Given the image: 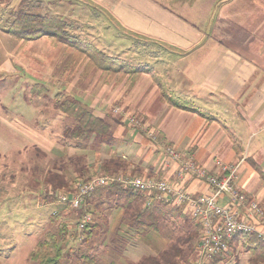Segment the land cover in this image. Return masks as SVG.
I'll use <instances>...</instances> for the list:
<instances>
[{"label":"crops","instance_id":"0c3cea01","mask_svg":"<svg viewBox=\"0 0 264 264\" xmlns=\"http://www.w3.org/2000/svg\"><path fill=\"white\" fill-rule=\"evenodd\" d=\"M21 13L94 27L104 45L103 38L112 32L123 40L135 41L133 46L128 45V51L139 53V44L149 49V54H142V61L136 64H145L150 67L148 71L128 76L120 71H97L95 91L90 96L102 104L107 99L105 88L113 89L111 101L121 102V109L140 118L142 125L133 128L123 114L115 116L118 123L104 117L103 109L88 108L110 123L113 140L108 145L91 135L78 140L83 146L70 148L69 158L77 157L82 163V178L101 175L107 170L106 162L120 159L123 168L118 172L167 180L200 197L211 195L212 187L204 179L183 174L181 163L164 155L163 145L174 146L183 154V161L192 155L196 164L211 175L221 173L217 161H242L237 184L247 198L232 206L241 219L264 230V215L252 218L249 206L254 200L264 210V0H0V75L19 74V81L30 82L33 87L41 83V72L53 74L60 68L59 73L69 79L75 69L66 68L64 63L66 59L70 61L73 53L51 36L30 41L14 37L9 30ZM63 64L66 66L62 70ZM108 74L111 83L104 86L103 78ZM71 82L67 84L70 86ZM44 84L47 85L44 82L43 87ZM44 90L41 88L39 94ZM63 96L89 102L86 94ZM168 97L188 104L191 109L175 106L167 101ZM17 102L20 106L15 110L0 106V111L11 110L0 115V131L6 137L32 138L35 142L40 135L39 107L26 96ZM55 102L56 99L51 106L57 111ZM72 123L67 118L61 126L62 133ZM152 133L158 136L157 141L151 139ZM62 154L60 151L58 156ZM109 168L117 171L119 167L113 162ZM75 174L69 170L64 174L65 180ZM119 192L111 186L98 190L81 209L93 216L95 232L117 233L123 232V226L129 227L123 225L122 205L114 202ZM139 195L147 203L145 196ZM230 200L225 196L219 201L228 205ZM55 204L64 207L59 200ZM173 206L167 209L176 220L194 221L187 205ZM111 242L107 245L111 246ZM85 245V251L97 248H92L90 242ZM244 247L242 242L232 243L229 253L218 263L215 259L206 261L195 247L190 262L237 264L236 252ZM73 261L74 258H68L66 263ZM29 263L37 264L34 260L22 262ZM0 264L9 261L0 256Z\"/></svg>","mask_w":264,"mask_h":264},{"label":"rangeland","instance_id":"374dc122","mask_svg":"<svg viewBox=\"0 0 264 264\" xmlns=\"http://www.w3.org/2000/svg\"><path fill=\"white\" fill-rule=\"evenodd\" d=\"M61 21L65 24L66 32L70 39L82 49L85 50L87 48V56L80 51L77 53L73 52L70 61H67L68 59L65 60L64 64L68 66L64 64L62 66V70L66 66V68H71L72 70L77 69L78 72L72 71L69 79L62 72L59 73L60 68L58 72L53 73L54 75L41 72L39 76L41 83L35 84L33 87H31L30 82L19 81V74L4 73L0 75V106L3 109L4 106H10L15 110L20 106L17 101L24 99L25 96L31 99L39 107V121L35 120V122L38 121V132L40 134L33 142L32 138H27L26 140V138L16 136L6 137L0 131V256L7 258L9 264H22L26 260H34L37 263V260L33 259L32 256L37 244L44 241L47 242L48 234H58L56 236L61 240L58 242L59 248L62 249L60 264H67L66 260L68 258H74L72 264H83L82 260L85 261L86 258L91 257L97 259L95 264L98 261H102L101 264H108L109 262L127 264L138 261L151 247L153 241H158L155 238L156 235L161 239H165L161 229L158 232L150 233L149 236L136 237L134 231L129 227L123 226V232L118 234L107 233L106 237L98 242L97 248H94L95 251L89 252V250L85 251L84 247L87 242H85L84 235L81 236L78 230L80 217L84 213H88L81 210L86 204H83L79 209H73L66 204L60 208V206L57 207V204H55L61 195L71 191L64 188H59L57 191L52 189L53 182L50 181L55 178L51 174H62L69 170L75 172L73 162L79 158H69L68 152H70V148L83 146V143L64 138L61 126L67 120V117H64L58 110L55 111L51 105L55 99H58L57 94L60 95V98H63L64 94L74 97L75 95L78 97L86 94L89 102L83 101L82 104L85 107L91 109V107L97 106L98 109H103L104 117L115 120L118 123L119 120L116 115L123 114L129 126L138 128L133 121L137 119L142 123V120L136 115H129L125 108V110L121 109L123 107L121 102L117 100L111 101L113 89L105 88L104 95L107 99L103 100L102 104H98L93 98L94 96L91 97L90 95L95 91L96 77L99 75L97 71H105L109 66H111L113 71L123 72V75L127 76L128 73L148 71L150 67L145 66V64H136L138 61H142L140 60L142 54H149V49H145L143 45L139 44L136 48L139 53L134 50L128 51L126 49L129 47L128 45L133 46L135 41L123 40L112 32H108L103 38L104 42H106L104 45L98 40L94 27L88 25L79 27L68 24L64 20ZM68 28L70 31H68ZM10 30L9 32H11ZM110 46L114 47V49H111ZM122 49H125V51L122 52ZM94 52H97V58L89 57ZM99 58H103L106 62L102 67L97 65ZM108 76L110 77L108 74L106 78H103L104 86L111 83ZM70 80L72 82L69 86L67 83ZM100 80L102 81V79ZM66 81L68 82L66 83ZM44 82L47 83V85L44 84L46 85L44 86L45 88L42 86ZM120 82H123V80ZM41 88L45 90L40 95ZM118 109L120 112H117ZM10 112L11 110H8V112L2 110L0 115ZM154 136H156V139L153 136L150 137L153 141H157L158 136L156 134ZM47 148L49 149L47 150ZM51 150L54 151L52 152ZM60 151L63 154L58 156ZM82 161L84 160L82 159ZM119 174H123V172ZM76 176L75 174L74 177ZM78 176L76 177L77 179H84ZM136 176L138 177L139 175ZM140 177L154 178L142 175ZM71 180L72 178L70 177L64 181L70 182ZM124 202L125 200L122 199L120 204L123 205ZM148 203H151L150 200H147L143 207H149ZM124 216L123 213L121 217L124 218ZM127 218H125L123 225L128 224L129 219ZM170 226H168V230L164 231V235H170ZM109 241L117 244L115 245L116 247L108 246L107 243ZM156 245L159 247V243H156ZM246 253H249V255ZM236 254L237 264L239 262L256 264L252 260V254L248 251V248H241V251L236 252ZM191 256H189L187 262H184L185 264L194 263L190 262Z\"/></svg>","mask_w":264,"mask_h":264},{"label":"trees","instance_id":"16d2710c","mask_svg":"<svg viewBox=\"0 0 264 264\" xmlns=\"http://www.w3.org/2000/svg\"><path fill=\"white\" fill-rule=\"evenodd\" d=\"M10 31L14 37L24 41L36 40L45 35L51 36L58 42L65 43L71 53L80 51L86 56L88 53L87 48L85 50L82 49L80 46H78V44L70 39L66 32L65 24L59 19L42 17L30 13H21L14 21ZM89 57L97 58V52L90 54ZM99 59L100 60H98L97 65L102 67V65L106 62L103 60V58ZM106 71H109L110 73L113 72L111 66L106 68ZM57 97L58 99L55 102V108L73 122L64 129V138L78 141L85 140L88 136L95 135L100 143L109 145L112 142L113 137L111 135V125L104 117L102 118L95 115L91 110H89L76 99L65 96L60 98V95H57ZM167 101L171 102L175 106L191 109L188 104L180 103L170 97L167 98ZM80 162L81 161L79 159L73 162V166L75 167L74 173L78 175L81 173L82 163ZM113 162H115L117 167H119L117 171H112L109 168ZM104 165L107 167V170L102 172L105 175L119 174L120 172H118V170L123 168L122 160L120 159L108 161ZM68 172L69 171H65V173L62 174H51V176L55 178L54 180L50 181L53 182L54 190L63 187L66 189L71 188L70 191L73 190V184L78 179L73 177L70 182L64 181V174ZM95 176L97 175H94L93 177ZM93 177L82 180L88 181ZM80 178H82L81 175ZM111 187L120 191L119 194L117 193L116 195L118 200H114L117 204L122 205L120 204V201L126 197V200L122 205L125 215L122 220L125 221V218L128 217V226L132 231H134V235L136 237L146 235L149 236L150 233L158 232L160 229L163 236L165 237V239H161L156 235L155 238L158 241L152 240L153 244L150 248H148L147 252H145L144 255L138 259V261L129 262L127 264H182L187 262L189 256L194 252L195 247L197 246V241H199L200 238V227L197 223L189 220L188 218H184L181 221L176 220L172 212L167 209L168 206H172L171 203L153 201L149 204V207L146 206V208H144V200L142 196L138 193H135L134 190H130L122 185H114ZM98 190L96 192H98ZM92 195L85 199L84 204L88 203V200ZM91 226L92 224H89L84 230H78L80 231L81 236L84 235L85 242H90V246L94 248V245L97 246L98 242L106 237L107 233L100 231L95 232L96 228ZM168 226L171 227L169 236L164 235V231L166 229L168 230ZM118 233L119 232H117V234ZM56 235L58 236V234ZM56 235L48 234V241L40 242L35 247L34 251L32 252V256L33 259L37 260L38 264H60L62 249L59 248L60 246L58 242L61 240L60 238L58 239ZM235 242H242L246 245L248 251L252 254V260L256 264H264L263 240L258 238L256 235L241 234L236 236L230 245ZM156 243H159V247L156 245ZM111 244L113 247H116L115 245H117L113 242H111ZM93 250L94 249L89 251ZM82 257L85 258L86 256ZM214 259L215 263H218L219 260L222 259V255L217 256ZM96 261L97 259L94 257L86 258L85 261L82 260L84 264H95Z\"/></svg>","mask_w":264,"mask_h":264},{"label":"built area","instance_id":"2783aa9c","mask_svg":"<svg viewBox=\"0 0 264 264\" xmlns=\"http://www.w3.org/2000/svg\"><path fill=\"white\" fill-rule=\"evenodd\" d=\"M117 112H120V110L118 109ZM135 120L133 121L135 126L140 127L141 122ZM154 134L152 133L151 136L156 139ZM163 149L166 157L181 163L183 174L206 180L212 187L213 193L196 197L190 194L183 185H173L167 180L137 177L131 174H101L88 181L78 179L73 184L71 192L59 197V202L69 205L73 209H79L83 206L85 199L98 189L122 185L144 195L150 202H167L174 206L185 204L191 211L192 219L200 227L197 250L200 251L206 261L229 253L230 244L238 235H256L264 241V230L247 219H241L232 206L237 203L241 204L247 198L237 184L242 161L237 164H225L217 161L221 173L211 175L205 168L196 164L192 155L187 156V159L183 161V154L179 153L174 146L164 145ZM225 196L230 197L231 203L221 205L219 200ZM249 206L252 218L264 215V210L254 200L250 202ZM92 223L93 216L90 213H84L79 219L78 229L82 231ZM193 264H202V262Z\"/></svg>","mask_w":264,"mask_h":264}]
</instances>
